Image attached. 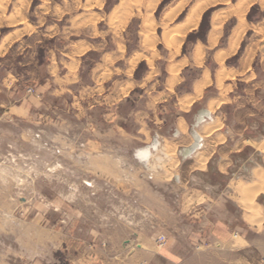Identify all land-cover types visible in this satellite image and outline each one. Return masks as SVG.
I'll return each instance as SVG.
<instances>
[{"label": "rangeland", "instance_id": "374dc122", "mask_svg": "<svg viewBox=\"0 0 264 264\" xmlns=\"http://www.w3.org/2000/svg\"><path fill=\"white\" fill-rule=\"evenodd\" d=\"M17 1L21 3L17 12L25 14L27 23L37 21L40 25L36 35L40 44H35L34 38H30L23 42L21 48L5 52L3 46L9 41V36L4 42L1 36L10 29L0 28V81L7 72H21L24 62L35 61L39 65L44 62L46 48L54 46V40L43 36V30L55 24L57 27L54 29L64 31L62 22H57V19L66 18V13L87 11L86 7L92 2L101 12L102 20L90 22L85 28V32L92 31L90 37H93L92 43L97 50L81 64L79 82L57 101L41 100L33 81L26 83L22 79L11 86L0 83V110L5 112L0 114V264H81L77 263L75 256L82 255V243L76 241L82 234L91 237L95 232L117 230L122 237L132 231L154 235L164 225L161 204H153L147 199L145 189H151L154 197L165 196L171 208L177 207V186L170 188L174 192L164 193L161 185L173 184V173H179L176 149L182 143L170 140L175 146L177 164L170 178H161L163 181L159 177L164 171L156 175L143 171L124 154V150L144 141L149 143L150 134L154 131L163 136L164 146L169 141L164 138V132L179 118L192 122L195 104L188 111L180 110L179 104L183 108L185 99L181 97L192 92L204 72L213 78L218 68L213 62L214 50H205L199 56L200 60L195 54V48L207 44V28L200 31V25L209 27L210 22V25L219 27L215 29V33L221 32L216 49L223 47L228 34L240 21L235 10L246 0H213L215 3L211 0ZM209 2L213 5L207 10L204 8L197 24L186 31L179 54L173 57L165 41L184 28L186 18L195 6L201 3L208 6ZM10 3L11 0H0V12L3 13ZM248 9L244 13L245 20H254L257 14L264 15V8L263 13ZM150 40L153 42L151 49L148 46ZM115 42L122 45V50L114 46ZM26 45H31L32 49L23 50ZM102 54H106L108 65L97 79V71L94 78H88L93 65L102 63L99 60ZM138 56L140 59L128 75L130 61ZM172 57L176 62L174 80L172 72L164 68ZM236 59L237 55L232 60L223 61V66L235 65ZM31 66L28 68L33 69ZM117 83H121L123 94L130 90L128 97L111 107L97 104L99 98L92 93L108 94ZM232 84V91L239 94L243 83L234 81ZM226 88L230 90V87ZM212 91L213 85L203 89L201 103ZM32 98L35 102L31 104L28 101ZM22 105L23 108L31 106L28 113L23 108L17 110ZM232 110L222 108V115L218 111L213 114L222 119L221 131L225 129ZM185 122L182 120L186 125ZM193 129L197 130L196 127ZM101 153L116 154V163L113 156L99 157ZM158 153L155 155L160 157ZM149 165L154 166L152 161ZM118 166H121V177H117ZM254 201L258 205L255 214H259L262 218L259 220L264 223V215L261 214L264 212V199L258 195ZM176 221L172 217L167 222L173 227L177 225ZM88 230L94 233L86 234ZM67 235L75 239L69 252L65 244ZM97 237L98 234L93 238L94 242L87 245L86 261L90 257L94 259L92 253L98 245L107 246V242L98 241ZM250 238L249 246L244 247L243 252L233 253L227 246L216 247L207 243L201 249L202 258L207 264H264V237L259 239L258 234L252 233ZM164 242L159 231L154 236V244L160 249ZM244 245L238 242L231 248L240 249ZM209 249L217 253L216 258L210 257Z\"/></svg>", "mask_w": 264, "mask_h": 264}, {"label": "crops", "instance_id": "0c3cea01", "mask_svg": "<svg viewBox=\"0 0 264 264\" xmlns=\"http://www.w3.org/2000/svg\"><path fill=\"white\" fill-rule=\"evenodd\" d=\"M248 1L251 3L250 10H258L260 13H263L264 0ZM210 2L215 3L213 0ZM210 2L208 6H205L206 8L204 7L205 10L213 5ZM20 5L21 3L17 0H11V3L6 6L5 11L3 13L0 12V28L10 29L8 33L1 36L2 42L9 36V41L3 46V49L6 50L5 52L15 47L21 48L23 42L30 38H34L36 41V35L39 33L38 29L40 25L37 21L27 23L28 20L25 14L17 12ZM234 5L235 4H233V7ZM86 8L88 12L81 11L75 14L70 12L66 13V18L63 20L57 19V22H62L65 28L64 31L54 29L53 27H57L55 24L45 28L43 30V36H48L50 39H53L54 46L46 48L47 52L45 53L44 62L40 65L35 61L28 63L24 62L22 65L23 69L20 70L21 72L14 74H11V71L7 72L6 75L1 78V85L11 86L22 79H24L26 83L33 81L35 82V92L41 97V100L50 99L52 102L57 101L64 93L70 92L73 85L80 80L79 74L81 64L91 53H95L97 50V46L92 43L93 37H90L92 31L89 29L85 32V28L90 22L98 23L102 20V14L92 2L89 3V6ZM96 8L98 10H96ZM89 10L91 11L89 12ZM40 13H42V11ZM215 17L217 16L215 15ZM244 18L242 22H236L235 27H233L228 34L223 47L219 49H216V46L221 32L217 31L215 33V29H219V27L210 25V22L209 27H204L205 25L202 24L204 28H207L206 31H208L206 35L207 44L203 45V47L207 48V51L214 50L213 62L218 68L213 78H210L207 72H204L202 75L201 81L207 76L210 80V84L206 87L213 85V91L203 103H201L200 100L201 96L191 102L190 106L193 103L195 104L192 108L194 109V111L192 110V122L187 123L183 118H179V121L183 120L187 125L189 142L186 144L179 143L176 149V154L180 162V169L179 173H173V184H167V186L165 184L161 185V187L165 189L164 193L174 192L170 190V188H172L173 185L177 186L179 201L177 207L171 208L165 196L161 198H159L160 196L154 197V192L151 189H145L147 199L151 200L153 204L157 202L161 204V219L164 222L162 228L156 230L155 234L151 236L146 233L132 231L124 237H122L121 232L117 230L95 232V235H90L91 237H89L88 233L92 234L94 231L88 230L86 233L88 237L82 234L81 239H76V241H81L83 249L82 255L77 254V256H75V258H77V263L207 264V261L202 258L201 252L202 247L207 243L214 244L216 247L227 246V248L234 253L243 252L245 250L244 247L249 246L252 233L258 234L259 239L262 236L264 237V223H261V221L257 222L255 219H260V215L247 213L246 209H243L245 208L244 206L240 207L243 204L240 200L242 197L240 188L238 187L255 186V184L260 186L264 184V180H260L255 176V173L264 167V152H258V150L248 145V143L253 142V144L256 143V145L264 143V15L257 14L255 18H253L254 20L249 18L245 20ZM90 19H92V21H89ZM83 23H85V25H83ZM239 34L240 38L234 50L232 48L233 42ZM57 43L59 44L58 46ZM35 44L39 45L40 40L36 41ZM30 49H32L31 45L23 47V50ZM219 55L223 58V61L232 60L233 57L237 55V59L235 60L236 64L234 65L231 63V67L226 68L223 66V61L220 64L216 63L215 58L220 57ZM99 60H101L102 63H95L93 65L91 72L88 74V78H94V72L97 71L95 75L97 79L98 74L100 75L108 65L106 54H102ZM30 65H33L31 66L33 69L28 68ZM222 69L226 72L234 73L233 79H226L223 81V86L225 88L230 87V90L223 95H221V90L217 88L215 79L216 74ZM226 81L230 82V84H225ZM234 81L243 83V89H240L239 94L232 91V83H234ZM197 84L193 87L192 92L181 98L184 99L193 96ZM131 88L132 85L130 89ZM122 90L123 87L121 83H117L108 94L102 96L98 95V93L92 94L99 98L97 104H104L111 107L123 100L124 97H128L130 90L125 94H123ZM32 99L28 101L31 102V104L35 102L34 99ZM219 99H222L220 105L213 113H209L207 110L208 104ZM27 105L30 104L28 103ZM26 107L27 108H23V105L18 106L17 110L23 108V111L28 113L29 107L31 106ZM189 108L185 110L179 105L180 110L188 111ZM222 108H232L233 110L231 116H228L225 129L221 131L223 126L222 119L214 117L213 114L218 111V113L222 115ZM202 110L207 111L210 119H205V121L196 127V119ZM4 113L5 112L1 109L0 114ZM216 120L221 121V128L215 131L211 139L207 141L200 137V148L193 153L191 157L184 158V151L193 144V139L189 133L191 127H196L197 130L195 131L198 132L197 134L199 135L204 125H210ZM179 121L164 132V138L176 142L182 139V135L178 130ZM155 134L158 136V141L160 142L159 148H161V153H159L161 156L158 157V155H153L155 159L151 157L147 166L144 167L137 158H134L132 153L146 145H150L152 143V136ZM221 136H223V141L220 143L217 139L221 138ZM161 137L163 136L159 133L155 131L151 132L150 142L148 144H146L147 141H144L136 147L124 150V154L131 158L135 165L145 172H149L153 175L163 172V169L153 170V168L149 166L151 161L155 164L157 161L162 163L166 160L163 147L164 140L161 139ZM203 142L206 144L209 143L208 146L203 145ZM206 147L208 150L204 149ZM203 152L207 157V162L203 168H199L198 170L196 169L195 163L200 154L203 155ZM99 155V157L103 158L107 156L111 158L113 156L115 161L116 154L106 155L101 153ZM93 157H96V154H93ZM118 168L119 172L117 173L119 176L117 177H121V166H118ZM164 174L165 173L159 177V180H161L160 178L164 176ZM237 183H239V185ZM133 193L139 194L134 191ZM259 197L264 199V194H260ZM236 198H238V200ZM261 214L264 215V212ZM172 217L177 220V225L170 227L167 221ZM251 217L254 218L252 221ZM252 223L253 225H251ZM159 231L162 237H164L165 242L160 249H157L154 244V236L159 233ZM97 234L99 236V238L97 237L98 241L107 242V246L101 247L98 245L96 251L92 253L94 259L90 257L89 260L86 261L85 252L87 245L90 246V243L94 242L93 238H95ZM74 241V236L67 235L65 243L67 252H69L70 245L71 248L74 246ZM238 242L245 245L240 249L231 248L235 247ZM208 251H211L210 257H217V253L212 252L211 249ZM72 257H74V254H72ZM242 258L244 259V257Z\"/></svg>", "mask_w": 264, "mask_h": 264}, {"label": "bare ground", "instance_id": "6f19581e", "mask_svg": "<svg viewBox=\"0 0 264 264\" xmlns=\"http://www.w3.org/2000/svg\"><path fill=\"white\" fill-rule=\"evenodd\" d=\"M223 1V0H222ZM243 1V0H242ZM240 2V1H239ZM253 2V1H252ZM202 4V3H201ZM198 4L197 6H195L191 12L189 13V15L187 16L186 18V22H185V26L184 28H181L179 30H177V32L173 35L174 37H170L167 38V40L165 41L166 42V45L167 47H169L171 50H172V56L174 57L175 54L178 53L179 51V48H180V45L182 43V40L186 34V31L191 28H193L199 18H200V14L202 12V9L207 6V4ZM156 5V4H154ZM251 3L250 1L246 0L243 4L240 5L239 3V6H237V10H235V13L237 14V16L239 17L240 21L242 20V18L244 17V13L245 11L250 7ZM206 8V7H205ZM153 9H154V6H153ZM179 10V9H178ZM177 10V11H178ZM180 11V10H179ZM231 12V10H230ZM230 14V13H229ZM232 14V13H231ZM224 15V14H223ZM220 16V15H219ZM225 16V15H224ZM222 16V18L224 17ZM231 16V15H230ZM151 17V14L149 13L148 14V18ZM227 17V16H226ZM220 18V17H219ZM127 19V17H126ZM221 19V18H220ZM144 22V21H143ZM149 22V21H148ZM218 22V21H217ZM146 23V22H144ZM143 23V24H144ZM219 23V22H218ZM217 24V23H216ZM242 25V24H241ZM149 27V26H148ZM143 29V28H142ZM142 31V30H141ZM144 32V31H143ZM166 32V31H164ZM239 33V32H238ZM141 34V33H140ZM143 34V33H142ZM169 35V34H168ZM167 35V37H168ZM166 36V35H165ZM164 36V37H165ZM172 36V35H171ZM176 36V37H175ZM240 38V34L236 36V38L234 39V42H233V49L234 47L236 48L237 47V43H238V40ZM165 39V38H163ZM215 44V43H214ZM213 44V45H214ZM115 47L117 48H120V44H118L117 42H115L114 44ZM148 46H149V49H151L153 47V42L150 40V42L148 41ZM122 50V48H120ZM207 48L205 47H202V46H199L197 47V49L195 50V54L198 56V60H200V57L199 56H202V54L204 53V51L206 50ZM235 50V49H234ZM234 50H231V51H234ZM233 53V52H232ZM179 54V53H178ZM226 54V52H225ZM220 56V55H219ZM141 56H138V57H135L133 58L131 61H130V66H131V70L128 72V75L132 73V70L134 68V66L136 65V63L138 62V60L140 59ZM170 58V60L167 61V63L164 65V68L167 70V71H171L172 72V75L171 77L173 78V80L176 78V74H173L174 72V68L176 67V62L174 60V58ZM121 58V57H120ZM185 60V59H184ZM223 61V58L220 56V57H217L215 58V62L216 63H221ZM185 65V64H184ZM176 72V71H175ZM234 74V73H233ZM233 74L232 72H226L224 69H222L221 71H219L217 74H216V86L219 90H221V95L225 94L227 91H228V88H224L223 85H222V82L225 80V79H233ZM210 84V80L208 79L207 76L204 77V79L202 81H200L197 86H196V89H195V92H194V95L191 96L190 98H185L184 99V102L182 103L183 105V108L186 110L187 108H189L191 102L197 98H199L201 96V92L203 90V88H205L207 85ZM172 86V85H171ZM225 100V99H224ZM182 101V99H181ZM180 101V102H181ZM222 101V99H219V100H215V101H212L208 104L207 106V110L209 111V113H213V111L220 105V102ZM227 101V100H226ZM224 102V101H223ZM180 105V104H179ZM205 126V127H204ZM203 126V130L201 128V132L199 134V136L202 138V139H205V141L211 139V135L212 133H214V131L218 130L220 127H221V122L220 120H216L214 123L210 124V125H204ZM178 130L180 132V134L182 135V139L180 140V142L182 144H186L189 142V138L187 136V126L182 123V121H179L178 123ZM198 133V132H197ZM147 139V137H146ZM203 141V140H202ZM217 141H219L221 143V141H223V136H221V138H218ZM254 141V140H253ZM210 142V141H208ZM204 144L203 145H207L205 142H203ZM211 143V142H210ZM216 143V142H215ZM254 143V142H253ZM253 143H250V146L252 148H254L255 150H258L261 151V152H264V143L260 144V145H256L253 144ZM148 144V143H146ZM213 144V143H212ZM258 144V143H257ZM164 156H165V161L164 162H158L154 164V166H150V168L152 167L153 170H156V169H163L164 171V176H162L161 178L162 179H166L168 180L177 164V159L175 157V146L173 144L172 141H167V143L165 142L164 143ZM187 147V146H185ZM207 148V147H206ZM204 148L205 150H208V148L206 149ZM159 150V149H158ZM158 150L155 154L158 153ZM161 150V149H160ZM159 150V152H160ZM211 150V149H210ZM207 152V151H206ZM161 153V152H160ZM200 153V152H199ZM154 154V155H155ZM203 155L200 154V156L197 158L196 160V169L199 170V168H203L207 162V157L204 155V152L202 153ZM153 158V157H152ZM163 158V157H162ZM120 159V158H119ZM117 159V161L119 163H123L122 160H119ZM193 159V158H192ZM161 160V159H160ZM163 160V159H162ZM194 166V165H193ZM264 166V165H263ZM192 168V167H190ZM123 170V169H122ZM191 170V169H190ZM257 170V169H256ZM124 171V170H123ZM254 171V170H253ZM255 176L256 178L260 179V180H264V167L261 168L260 170H258L256 173H255ZM160 178V179H161ZM255 178V177H254ZM253 179V177H252ZM254 181V180H253ZM259 182V181H258ZM264 182V181H263ZM240 183V182H239ZM239 183H237L239 185ZM255 183V182H254ZM260 183V182H259ZM236 184V183H235ZM253 184V183H252ZM240 188V193H241V203L243 204L242 206L240 207H245L243 209H246L247 213H251V214H255L257 212V209H258V205L256 204V202L254 201L255 198L260 195V194H263L264 193V184L263 185H260L258 186L257 184H255V186H246V187H243V186H238ZM236 189V188H234ZM237 190V189H236ZM239 194V193H238ZM237 196V195H236ZM239 196V195H238ZM238 200V198H236ZM235 199V200H236ZM239 200V201H240ZM238 202V201H237ZM238 204V203H237ZM240 204V203H239ZM250 214V215H251ZM249 215V216H250ZM252 219H254L253 217H251V221ZM257 222H259V218H255ZM262 219V218H260ZM250 220V218H249ZM248 220V222H249ZM247 221V220H246ZM254 221V220H253ZM250 224V222H249ZM261 224V223H260ZM259 224V225H260ZM253 225V223L251 224Z\"/></svg>", "mask_w": 264, "mask_h": 264}, {"label": "water", "instance_id": "95a60500", "mask_svg": "<svg viewBox=\"0 0 264 264\" xmlns=\"http://www.w3.org/2000/svg\"><path fill=\"white\" fill-rule=\"evenodd\" d=\"M205 119H210V116L207 111L202 110L196 119L195 126H199V124L205 121ZM193 128L194 127H191L189 132L193 139V144L184 151V158L191 157L193 153L200 148L201 138ZM159 146L160 142L158 141V136L155 134L152 136V143L150 145H146L143 148L134 151L132 155L134 158H137L144 167H146L151 157L157 152Z\"/></svg>", "mask_w": 264, "mask_h": 264}, {"label": "trees", "instance_id": "16d2710c", "mask_svg": "<svg viewBox=\"0 0 264 264\" xmlns=\"http://www.w3.org/2000/svg\"><path fill=\"white\" fill-rule=\"evenodd\" d=\"M203 30H204V27L202 25H200V31H203Z\"/></svg>", "mask_w": 264, "mask_h": 264}]
</instances>
